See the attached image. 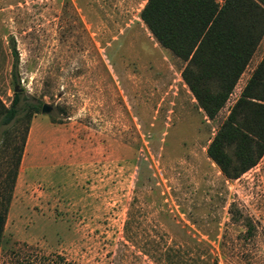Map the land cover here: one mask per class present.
Wrapping results in <instances>:
<instances>
[{
    "label": "rangeland",
    "instance_id": "1",
    "mask_svg": "<svg viewBox=\"0 0 264 264\" xmlns=\"http://www.w3.org/2000/svg\"><path fill=\"white\" fill-rule=\"evenodd\" d=\"M145 1L0 0V100L39 105L24 143L25 118L0 124V264H264V154L228 180L206 153L264 35L210 119Z\"/></svg>",
    "mask_w": 264,
    "mask_h": 264
},
{
    "label": "trees",
    "instance_id": "2",
    "mask_svg": "<svg viewBox=\"0 0 264 264\" xmlns=\"http://www.w3.org/2000/svg\"><path fill=\"white\" fill-rule=\"evenodd\" d=\"M140 18L156 41L182 62L183 81L206 116L213 119L225 105L264 35V0H146ZM10 47L15 69L18 53L14 42ZM18 102V91L8 107L0 100V124L25 118L24 143L30 117L39 110V105L24 109ZM21 111L24 113L20 116ZM206 153L228 180L240 177L263 156L264 55L216 129ZM21 154L22 147L12 162L10 188L17 176ZM9 200L10 192L0 198V244ZM207 264L219 261L214 257Z\"/></svg>",
    "mask_w": 264,
    "mask_h": 264
},
{
    "label": "water",
    "instance_id": "3",
    "mask_svg": "<svg viewBox=\"0 0 264 264\" xmlns=\"http://www.w3.org/2000/svg\"><path fill=\"white\" fill-rule=\"evenodd\" d=\"M51 110V107L48 105V104H46V103H44L43 105H42V107H41V111L43 112V113H45V112H49Z\"/></svg>",
    "mask_w": 264,
    "mask_h": 264
}]
</instances>
